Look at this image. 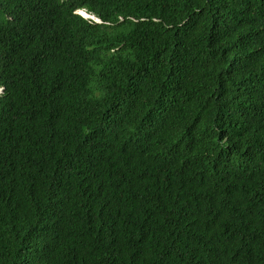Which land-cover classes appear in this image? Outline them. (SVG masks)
<instances>
[{
	"label": "trees",
	"instance_id": "obj_1",
	"mask_svg": "<svg viewBox=\"0 0 264 264\" xmlns=\"http://www.w3.org/2000/svg\"><path fill=\"white\" fill-rule=\"evenodd\" d=\"M0 264H264V0H0Z\"/></svg>",
	"mask_w": 264,
	"mask_h": 264
},
{
	"label": "clouds",
	"instance_id": "obj_2",
	"mask_svg": "<svg viewBox=\"0 0 264 264\" xmlns=\"http://www.w3.org/2000/svg\"><path fill=\"white\" fill-rule=\"evenodd\" d=\"M0 93H1V90H0Z\"/></svg>",
	"mask_w": 264,
	"mask_h": 264
}]
</instances>
